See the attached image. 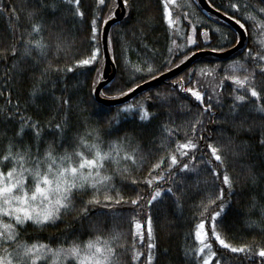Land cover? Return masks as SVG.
I'll return each instance as SVG.
<instances>
[{"label":"trees","instance_id":"obj_1","mask_svg":"<svg viewBox=\"0 0 264 264\" xmlns=\"http://www.w3.org/2000/svg\"><path fill=\"white\" fill-rule=\"evenodd\" d=\"M207 1L245 25L243 45L226 56H200L176 75L148 86L124 102L108 105L94 99L93 80L101 77V29L105 17L115 8L113 0H106L101 6H97L96 0H80L83 17L75 15V5L67 0H0V7L5 9L0 13V156L8 151L9 145L14 154L28 150L35 155L39 149L40 156L51 146L57 157L71 153L73 161L78 163L79 157L75 156L78 147L89 158L93 154V150L80 145L81 136L89 144L98 143L103 151L109 149L111 141L121 139L126 151L131 153L136 149L135 163L123 159L121 152L119 163L106 161L103 169L112 180L108 189L101 188L98 198L103 201L105 192L114 198L119 193L124 197L123 201L117 204L113 200L111 208L103 204L89 205V213L81 216L79 209L83 202L95 193L90 188L78 190L72 197L73 206L62 211L58 219L43 225L26 221L17 226V242H39L52 248L61 245L66 248L74 240L82 242L99 234L109 240L114 250L113 264H148L149 253L152 255L151 264H201L202 257L195 254L199 246L194 235L195 226L204 218L205 228L210 233L211 212L218 208L210 207L201 217L202 204L207 203L210 194L214 196L223 188L225 208L217 217V231L231 244H246L251 250L232 253L211 238L217 257L210 264H214L215 259H220L221 264H261L262 258L256 255V251L258 247H264V113L257 108L258 103L264 106V75L259 70L261 62H254L251 56H246L245 50L264 54V47L260 44L264 29L256 27L257 22L264 23V13L259 11L264 8V3L261 0ZM233 2L240 4L239 11L233 12L229 7ZM176 3L181 5L173 7L175 16L180 17L179 32L175 27L169 29L164 21L160 0H129L130 7L125 8L122 19L113 23L108 31V49L110 38L109 53L115 65V75L101 87L100 92H107L103 97H116L117 91H126L133 83L138 85L164 73L165 69L173 67L169 61L179 64L183 56L176 53L172 41L186 44L189 32L196 43L187 45L184 54L189 50H226L237 42L236 30L225 20L205 12L197 0H176ZM13 7L15 15L10 11ZM29 11L34 12L31 18L27 15ZM94 12L100 13L95 40L91 38ZM185 13L187 19L183 18ZM37 22L41 24V32L39 35L34 33L31 38L42 36L48 47L43 55L33 49L26 56L23 39L17 40L15 36L27 35L26 30ZM204 30H207V39L201 35ZM14 45L17 50L12 53ZM94 47L99 48V53L92 64L74 67L71 72L53 70L57 67L67 69L75 60L90 56ZM233 61H239L252 74V86L261 93L259 102L249 96L235 112L232 111L235 86L229 80H224L220 86L226 68ZM149 65L154 69L150 74L136 72L134 68L147 69ZM205 67H215L214 76H201L198 72L188 74V69ZM228 71L232 74L231 69ZM235 74L243 76L246 73L241 69ZM181 76L185 88L193 87V80L199 81V90L205 93V103L212 104L210 111L204 112L200 102L172 83ZM63 98L69 99L67 106L62 103ZM137 102L149 112L148 119H140L138 108L120 112L117 116L123 105ZM28 118L38 123L39 138L28 125L17 135L23 120ZM197 119L200 123L193 134L191 125ZM57 123L61 124L62 131L55 129ZM165 126L173 131L170 137L163 131ZM188 138L197 143V148L190 150L187 157L177 154L178 164L169 169L167 157L174 152L176 141L183 142ZM209 143L219 149L224 158L223 167L215 161L212 164L205 162L211 159L207 148ZM161 157L164 162L153 174L163 173L161 180L154 181V185L162 189V194L149 205L147 201L154 187L148 186L145 177H149L151 165ZM189 161L190 169L194 171L181 172L180 166ZM11 166V161L0 162V170L5 172ZM213 166L219 169V178L211 175ZM124 168H128V172H124ZM225 171L232 179L231 189L222 184ZM30 179L31 176L25 178L28 186L32 185ZM133 179L136 183L132 182ZM169 187L176 195L166 191ZM138 195V203L131 204ZM220 202L217 201V205ZM149 218L151 243L155 245L151 249L148 247ZM134 221L141 224L138 231L143 233V239L132 235L137 231ZM5 222H9L8 217ZM10 222L15 223L14 220ZM113 236L117 238L112 239ZM3 248L4 243L0 241V255H4ZM8 248H15V244L9 243ZM133 249L141 253L137 260L132 259ZM50 257L48 254L38 264H50ZM63 264H76V261L69 258Z\"/></svg>","mask_w":264,"mask_h":264},{"label":"snow or ice","instance_id":"obj_2","mask_svg":"<svg viewBox=\"0 0 264 264\" xmlns=\"http://www.w3.org/2000/svg\"><path fill=\"white\" fill-rule=\"evenodd\" d=\"M106 0H96L97 6L104 5ZM264 3V0H261ZM67 3L75 5V15L78 17H83L84 13L79 7L80 0H67ZM160 3L163 6V19L168 24L169 29L176 28L179 32V16H175L173 12V7H181L176 3V0H160ZM113 8L116 6V0H113ZM123 6L125 8L130 7L129 0H123ZM229 7L233 12L240 10V4L237 2L230 3ZM5 9L0 7V13H3ZM11 13L15 15V8L13 7ZM259 11L264 13V8H260ZM99 12H94L93 18L91 20V31L92 39L95 40L96 34L99 31L97 26V16ZM115 13L109 11V14L105 17V23L107 20L111 19ZM28 17L31 18L34 15V12L29 11L27 13ZM225 15H228L225 12ZM184 19H187V14L183 15ZM255 19V17H251ZM235 19L236 24L240 25L241 28H244L245 25L241 23L239 19ZM257 28L264 29V23L257 22ZM27 35L15 36V39L24 41V55L28 56L31 54L33 49L37 50L41 55L44 54V51L47 49L48 45L44 41V38L41 36L39 39H32L33 34L39 35L41 32V24L39 22L32 23L30 30H26ZM201 35L208 38L207 30L201 32ZM196 41L193 38L191 32L187 34V43L186 44H177L176 41H172V44L175 46L176 53L183 56L179 60V64H183L190 57L194 56L195 53L188 51L187 54H184V49L187 45H194ZM260 44L264 47V32H261ZM111 49V39L109 38V50ZM16 46L14 45L11 49L12 53L16 52ZM217 49H213L216 51ZM169 52L173 53V49L169 48ZM99 48L94 47L92 49L91 55L86 58L77 59L74 61L73 65L67 67V69L55 68L54 71H73L74 67L90 65L98 59ZM246 56H251L254 62L260 63V73L264 75V54L258 52H252L250 49L245 50ZM172 63L173 67H177L178 64L175 61H169ZM136 72L147 71L149 74L154 71L151 65L147 69H142L139 66H134ZM228 69H231L232 74H229ZM243 69L246 73L243 76L235 74L237 71ZM169 71L170 69H165ZM99 69L97 72L99 73ZM198 72L201 76H214L216 68H201L197 69H188V74ZM159 74V73H158ZM102 77H98L93 80V91H96L95 85L98 83V80ZM151 78V77H150ZM224 80H229L235 86L233 91L236 93L234 95V103L232 105V111L235 112L237 107L246 102L249 99V96L256 98L257 102L261 100V93L252 86L253 76L251 73L247 72L246 68H243V65L239 61H233L225 70V76L220 81V86L223 85ZM177 84L181 91L190 93L196 101L200 102L204 112L210 111L212 109L211 103H205L204 96L205 93L200 89L199 81L193 80L191 83L193 87H184V77H178L177 80L172 82ZM139 85L133 83L131 87H127L126 91H117L115 93L116 97L126 96L128 93L133 92ZM35 92V89L33 90ZM100 96L107 95L106 91L99 92ZM159 95V94H158ZM62 103L67 106L69 104L68 98H63ZM133 108H138L140 112V119L146 120L149 118V112L145 109L144 105L140 102L137 104L128 103L123 105L119 109L117 116L120 112H129ZM258 111L264 113V106L259 105ZM200 123L199 119L196 122L192 123L193 134L197 129V125ZM30 126L37 138L40 137V127L38 123L32 122L31 118L23 120L21 128L17 135H20L24 126ZM56 130L62 131V126L60 123L55 125ZM163 131L168 133L169 137L173 135L172 129L165 126ZM178 131V130H177ZM98 138V137H97ZM80 145L84 148L93 150L91 158L86 156L83 151L77 148L75 156L79 157L78 163L73 161V155L71 153H65L57 157L53 154L51 146L49 149L43 153V156H40L39 149L35 155H31L28 150L24 152H16L15 154L11 150V145H9L8 151L0 156V162H9L11 161L12 166L8 168L5 172L0 170V241L4 243L3 252L4 255H0V264H38L44 257L48 254H51L53 264H63L65 260L76 261V264H113L112 256L114 255V250L109 244V240L105 239L101 235H96L94 238H89L86 241L77 242L72 241L68 244V247L58 246L52 248L45 243L33 242H17V226L23 225L26 221H31L37 225L46 224L49 221H54L59 218L62 211L68 210L73 206L72 197L73 194L85 188H90L94 190V195L87 201L83 202V206L79 209V214L81 216H86L89 211V205H100L103 204L104 207L111 208V202L115 200V203H120L124 200V197L120 196L117 193V196L114 198L112 195L105 194L103 195V201L99 199V193L101 188L108 189L110 187L109 182L112 180L111 175H106L103 172L106 161H112L113 163H119V154L123 152V159L131 160L133 163L136 162L135 152L136 149H133L131 153L126 151L123 146V140H113L110 142L109 149L103 151L100 148L98 143H91L81 136ZM264 142V141H262ZM197 143L191 139H185L183 142L180 140L176 141L174 152H170L167 160L168 168L171 169L173 165L178 164L179 157H187L190 155V150L196 149ZM209 152L211 153V159L205 161L208 164H212V161L218 162L221 167L224 166V158L220 154L219 149L213 144L209 143L207 145ZM195 159V157H192ZM164 162V157H161L160 160L151 165L149 169V177H145V182L149 187H154V191L151 194V198L148 199L147 203L152 205L158 197H161L162 189L154 185V181H159L163 178V173L159 175L153 174L156 170L161 168V164ZM190 163H184L180 166V171L185 172L190 169ZM27 165V166H26ZM87 169V171H85ZM124 172H128V168L123 169ZM219 169L215 166L211 167V175L215 178L218 177ZM175 175V173H173ZM31 176L33 184L31 187L26 185L25 178ZM133 183H136V180L133 179ZM222 184L227 186L229 189L232 188V179L225 171L222 178ZM168 193L176 195L173 191V188L169 187L166 189ZM224 196V190L221 188L218 193L214 196L209 195L207 203L202 204V211L200 213L201 217L209 210L210 207L216 206L218 210L211 212V231L210 233L205 228V219L201 218L199 223L195 226V239L198 242L199 246L195 249V254L198 257H202L201 264H210V261L213 258L217 257V252L213 250V242L211 238H214L215 243L221 246L223 249H227L232 253H247L251 249L249 245L241 244L239 246L233 245L224 238L220 232L217 231V217H219L224 211L225 204L222 202ZM140 200L139 195L136 199L131 200V204L136 205ZM217 201H221L217 205ZM3 217H8L9 222H5ZM14 220L15 223L10 221ZM141 228L139 221H134V229L132 235H139L143 239V233L138 230ZM116 236H113L112 239H116ZM148 238L150 243L148 244L149 249L155 247L151 243L152 228H151V218L148 220ZM14 243L15 248L9 250L8 244ZM141 253L133 249L132 259L137 260L140 257ZM256 255L261 259V264H264V247H258ZM152 262V255H148V264ZM214 264H221L220 259H215Z\"/></svg>","mask_w":264,"mask_h":264},{"label":"water","instance_id":"obj_3","mask_svg":"<svg viewBox=\"0 0 264 264\" xmlns=\"http://www.w3.org/2000/svg\"><path fill=\"white\" fill-rule=\"evenodd\" d=\"M116 6L113 10V12L115 13L111 19L107 20V22L103 24L102 29H101V48H102V55H103V65L102 67V71H101V77L100 80L98 81V83H96L95 88L96 91H93L94 94V99H96L98 102L102 103V104H108V105H112V104H117V103H121L124 102L126 100H128L129 98H131L133 95L137 94L138 92H140L141 90L147 88L148 86H153L155 84L160 83L161 81H163L166 78L172 77L174 76V74L176 75L177 73L181 72L182 70H185V68H187L192 62L193 60H195L196 58L203 56V55H213V56H217V57H222V56H226L229 55L233 52L236 51V49L238 50L244 43L245 38V31L244 28H241L240 25L236 24L235 20L232 19L230 16L225 15L224 13H222L221 11H219L218 9L214 8L213 6H211L207 0H197V3L199 4V6L208 13L213 14V16L215 15L218 18H221V20H225V22L227 24H229L232 28H234V30H236L237 33V42L229 47L226 48V50H219V51H213V50H198V51H194L193 53H195L194 56L190 57L187 61H185L183 64H178L177 67H172L169 71H165L164 73H161L147 81H144L139 85L138 88H136L133 92L128 93L126 96H122V97H103L99 95V92L101 90V87H103L107 82H109L115 75V65L114 62L110 56L109 53V49H108V42H107V38H108V31L110 26L121 20L124 12H125V7L123 6V1L122 0H116Z\"/></svg>","mask_w":264,"mask_h":264},{"label":"rangeland","instance_id":"obj_4","mask_svg":"<svg viewBox=\"0 0 264 264\" xmlns=\"http://www.w3.org/2000/svg\"><path fill=\"white\" fill-rule=\"evenodd\" d=\"M31 184H33V180H32V177H31ZM29 187H31V185H29ZM5 218L6 217H3V220L5 221ZM51 255V254H50ZM51 258V260H50V264H53V260H52V256L50 257Z\"/></svg>","mask_w":264,"mask_h":264}]
</instances>
